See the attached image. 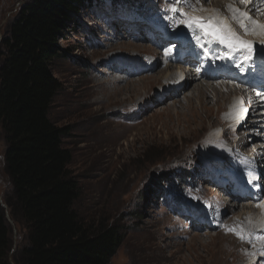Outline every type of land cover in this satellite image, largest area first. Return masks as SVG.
<instances>
[{"label":"rangeland","instance_id":"374dc122","mask_svg":"<svg viewBox=\"0 0 264 264\" xmlns=\"http://www.w3.org/2000/svg\"><path fill=\"white\" fill-rule=\"evenodd\" d=\"M210 1L183 0L176 5L187 13L182 17L169 10L172 0H114L112 6L96 0L70 14L73 22L51 60L61 89L49 118L66 131L67 169L79 194L74 208L86 224L115 226L121 236L108 264H263L258 251L264 217L250 214L259 212L257 204L230 198L231 175L239 166L227 156L235 145L254 156V145L261 150L264 144V129L255 128L251 113L228 131L223 117L234 97L218 111L210 88L201 97L196 92L199 82L221 81L195 77L181 63L166 62L161 52L182 28L183 35L190 30L183 22L188 15L206 17ZM26 2L0 0V46ZM138 3L145 9L142 16L134 14ZM160 29L168 42H157ZM131 59L145 71L124 69ZM224 87L214 90L225 95ZM202 106L213 107L210 118L204 119ZM236 138L244 139L235 143ZM4 152L0 130V207L10 228L8 261L16 264L28 232L9 214ZM260 154L264 157V150Z\"/></svg>","mask_w":264,"mask_h":264},{"label":"trees","instance_id":"16d2710c","mask_svg":"<svg viewBox=\"0 0 264 264\" xmlns=\"http://www.w3.org/2000/svg\"><path fill=\"white\" fill-rule=\"evenodd\" d=\"M96 0H28L1 41L0 130L11 186L10 216L27 228L16 264H108L121 236L115 226L86 224L74 208L78 185L67 167L64 128L49 118L61 84L51 70L58 42L82 7ZM187 177V176H185ZM10 228L0 207V264H10Z\"/></svg>","mask_w":264,"mask_h":264},{"label":"bare ground","instance_id":"6f19581e","mask_svg":"<svg viewBox=\"0 0 264 264\" xmlns=\"http://www.w3.org/2000/svg\"><path fill=\"white\" fill-rule=\"evenodd\" d=\"M229 5H231L234 8L240 9L242 11L250 12L252 14L253 18L256 21H258L260 23H264V12L262 10H259V7H256V4H254V2H252L251 4L246 5L245 3H240L239 0H237L235 2H222L220 0H211L209 2V8H208L209 12L207 11L208 13H207L206 17H203V18L204 19L205 18L208 19V18L211 17V18H215L217 21H222L226 26L230 27L238 35H240L242 37V39H245L248 42L252 41L254 46H259L262 43H264V36H261L259 34H256V35H252V34L245 35L243 29L239 26V24L236 22V20L233 19V13L229 11ZM220 7H224V8H222L220 11L217 10ZM213 12H215V14H212ZM213 46H214V43L212 41L207 42V47L209 49L214 48ZM154 54H157V51H154ZM131 63H132V66L135 67V62L133 60H131ZM120 65H122V62L120 63ZM167 70L168 69L165 68L161 72L163 73L164 71H167ZM189 72H191V71L189 70ZM173 75H177V74H173ZM195 77H196V75H195ZM187 79L188 78H186V75L184 74L182 80L184 81V80H187ZM224 86H227V88L224 87ZM232 86H233L234 89L231 88ZM222 87H224L226 89V91H224V93H226L225 95L221 94L220 91H218V90H214V89H219V90L222 91ZM208 88H210V90H212V91L209 90L210 91L209 92ZM202 91L204 93H206L208 91V93L211 94L212 97L214 96V98H213L214 99L213 100L214 104H212V106H216L218 111L222 108L221 104H222L223 101H226L227 99H230V98L234 97L233 103L228 108V110L224 113L225 115L223 117L225 119V122H226V124L228 126H229V123L231 124L229 126V128H227L228 131L231 128H235V126H237V125H238L237 126V128H238V127H240V124L242 126V123H246V119H247L248 115L251 114V113L256 115V120L255 121L258 124V126H255V128L264 129V93H262V92H254L252 94L251 92L245 91L244 89L234 85L233 83H228V82L227 83H222L221 82L217 86H212V84L208 85V84H203V83L199 82L197 84V91H196L198 97H201ZM219 101H221V103H219ZM217 103H219V105ZM220 106H221V108H220ZM260 108L263 109V110L258 112V109H260ZM202 111H203V113L205 115L204 119H208V118H210L211 115H213V107H203ZM215 116L218 117L216 114H215ZM224 134H226V133H224ZM246 135H248V134H246ZM219 139H221V138H219ZM243 139L244 138H236L235 143H240V141L243 140ZM240 148L241 147H239V146L237 147V145H235V148L233 146H231L229 149H232V152H234V151L237 152L238 151V153H239ZM261 150H264V144L262 145ZM261 150L258 149L256 145H254L253 154H254L256 160L259 162L260 168H259V170H254L255 172H254L253 175H255V176H259L260 175L259 178H261L262 176L264 177V167H263L264 157L260 154ZM245 155L247 156V158H250V155L248 153L245 154ZM180 173H181V171H180ZM261 180L262 179H258L257 186L259 184L261 185L263 183ZM241 204H243V203H241ZM256 204L264 205V198H263V200H261L259 198V201ZM246 205H248V204H246ZM259 212L254 210L250 214L251 215H256V217H260V216L264 217V208H259ZM262 224H264V219H263ZM259 231L260 230H258V232ZM262 245H263L262 248H260V250L258 251V253H259L258 257H262L261 254H263V256H264V239L262 240ZM258 260H260V259H258ZM260 261H262V259Z\"/></svg>","mask_w":264,"mask_h":264},{"label":"snow or ice","instance_id":"6c2138e0","mask_svg":"<svg viewBox=\"0 0 264 264\" xmlns=\"http://www.w3.org/2000/svg\"><path fill=\"white\" fill-rule=\"evenodd\" d=\"M173 6L169 9L172 13L179 12L182 17H186L187 13L183 12L182 9L176 5L183 0H172ZM246 5L251 4L253 0H241ZM259 3H264V0H257ZM229 11L233 13V19L243 29L245 35H256L259 34L264 36V23L256 21L252 14L248 11H242L229 5ZM185 27L192 28L194 25L198 27L204 34V37H210L213 41L220 45H223L229 49H237L245 51L247 54L244 56L238 67H243L244 64H250L253 61L254 48L251 43L241 39V37L230 27L226 26L222 21H217L215 18H208L205 20L200 17H191L183 21ZM203 47V46H202ZM261 51H264L262 49ZM257 207L264 208V205L257 204ZM230 231H235L234 229ZM238 238L243 240L244 236L241 233H236Z\"/></svg>","mask_w":264,"mask_h":264}]
</instances>
